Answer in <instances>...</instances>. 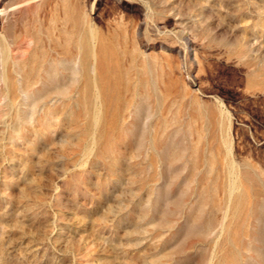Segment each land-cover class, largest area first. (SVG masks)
Returning <instances> with one entry per match:
<instances>
[{"label":"rangeland","instance_id":"1","mask_svg":"<svg viewBox=\"0 0 264 264\" xmlns=\"http://www.w3.org/2000/svg\"><path fill=\"white\" fill-rule=\"evenodd\" d=\"M0 264H264V0H0Z\"/></svg>","mask_w":264,"mask_h":264}]
</instances>
